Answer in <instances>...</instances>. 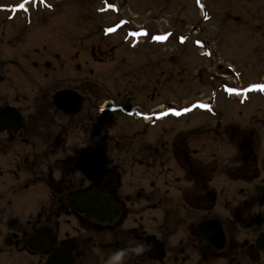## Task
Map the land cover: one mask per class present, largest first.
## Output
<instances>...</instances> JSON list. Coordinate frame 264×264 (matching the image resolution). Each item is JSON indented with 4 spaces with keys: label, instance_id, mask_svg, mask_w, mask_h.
<instances>
[{
    "label": "flooded vegetation",
    "instance_id": "1",
    "mask_svg": "<svg viewBox=\"0 0 264 264\" xmlns=\"http://www.w3.org/2000/svg\"><path fill=\"white\" fill-rule=\"evenodd\" d=\"M21 2L0 0V264H105L130 239L151 247L123 264H264V90L252 87L264 76L241 85L226 67L225 98L243 108L261 95L241 121L213 95L161 110L95 103L89 79L44 82L45 45L23 31L50 4ZM25 66L38 75L16 82ZM196 112L222 128L156 129Z\"/></svg>",
    "mask_w": 264,
    "mask_h": 264
},
{
    "label": "rangeland",
    "instance_id": "2",
    "mask_svg": "<svg viewBox=\"0 0 264 264\" xmlns=\"http://www.w3.org/2000/svg\"><path fill=\"white\" fill-rule=\"evenodd\" d=\"M47 1L50 6L31 10L32 24L23 32L28 42L39 36L40 47L45 45L52 66L46 68L43 80L52 88L56 82L89 79L99 91L95 103L116 98L115 102L146 110L213 95L222 112L239 121L241 115L253 114L261 101L255 93L249 104L239 108L235 100L225 98L221 84L232 79L227 66L244 73L241 85L263 79L264 0ZM14 33L10 29L5 38ZM158 35L166 39H154ZM56 51L60 59L54 57ZM73 55L79 56L82 66L77 72ZM26 60L21 62L32 65ZM26 66L23 72L12 71L16 82L32 81L29 77L38 75L39 67ZM167 126L176 130L222 128L213 117L199 112L181 121H161L156 129Z\"/></svg>",
    "mask_w": 264,
    "mask_h": 264
},
{
    "label": "clouds",
    "instance_id": "3",
    "mask_svg": "<svg viewBox=\"0 0 264 264\" xmlns=\"http://www.w3.org/2000/svg\"><path fill=\"white\" fill-rule=\"evenodd\" d=\"M151 247L146 241H140L135 239H130L127 246L123 248H118L108 259L105 264H113L114 261L123 262L133 256H139L143 252L147 251Z\"/></svg>",
    "mask_w": 264,
    "mask_h": 264
},
{
    "label": "snow or ice",
    "instance_id": "4",
    "mask_svg": "<svg viewBox=\"0 0 264 264\" xmlns=\"http://www.w3.org/2000/svg\"><path fill=\"white\" fill-rule=\"evenodd\" d=\"M28 3H29V0H23V2L16 4L15 7L18 8V9H25L27 7ZM108 31H112V29H108ZM154 39H156V40H164V39H166V37L162 36V35H158V36H155ZM183 39L184 38L181 37V40H183ZM252 87L253 88H260V89L264 90V85L253 84ZM229 90L233 91V89H229ZM204 107H207V105H204ZM170 111H175V110L170 109Z\"/></svg>",
    "mask_w": 264,
    "mask_h": 264
},
{
    "label": "water",
    "instance_id": "5",
    "mask_svg": "<svg viewBox=\"0 0 264 264\" xmlns=\"http://www.w3.org/2000/svg\"><path fill=\"white\" fill-rule=\"evenodd\" d=\"M172 60H175V58H172Z\"/></svg>",
    "mask_w": 264,
    "mask_h": 264
}]
</instances>
